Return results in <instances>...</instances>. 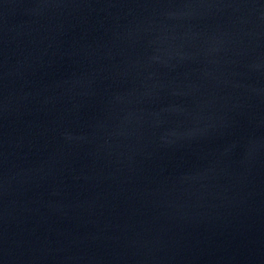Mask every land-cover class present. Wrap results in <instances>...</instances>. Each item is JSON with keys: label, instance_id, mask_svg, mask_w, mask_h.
Listing matches in <instances>:
<instances>
[{"label": "water", "instance_id": "water-1", "mask_svg": "<svg viewBox=\"0 0 264 264\" xmlns=\"http://www.w3.org/2000/svg\"><path fill=\"white\" fill-rule=\"evenodd\" d=\"M0 264H264V0H0Z\"/></svg>", "mask_w": 264, "mask_h": 264}]
</instances>
